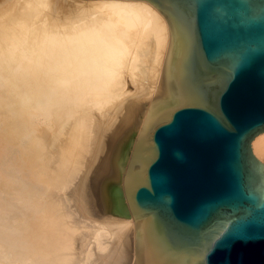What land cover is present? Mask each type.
<instances>
[{"label": "bare ground", "instance_id": "6f19581e", "mask_svg": "<svg viewBox=\"0 0 264 264\" xmlns=\"http://www.w3.org/2000/svg\"><path fill=\"white\" fill-rule=\"evenodd\" d=\"M163 7L0 0V264H174L132 196L155 128L224 79Z\"/></svg>", "mask_w": 264, "mask_h": 264}, {"label": "water", "instance_id": "95a60500", "mask_svg": "<svg viewBox=\"0 0 264 264\" xmlns=\"http://www.w3.org/2000/svg\"><path fill=\"white\" fill-rule=\"evenodd\" d=\"M148 1L191 18L184 30L224 81L155 128L136 215L154 220L174 264H264V162L250 147L264 133V0Z\"/></svg>", "mask_w": 264, "mask_h": 264}, {"label": "rangeland", "instance_id": "374dc122", "mask_svg": "<svg viewBox=\"0 0 264 264\" xmlns=\"http://www.w3.org/2000/svg\"><path fill=\"white\" fill-rule=\"evenodd\" d=\"M13 155H15V153H13Z\"/></svg>", "mask_w": 264, "mask_h": 264}]
</instances>
